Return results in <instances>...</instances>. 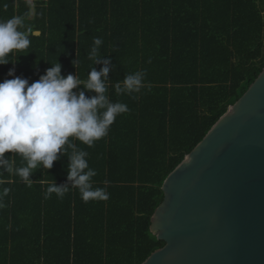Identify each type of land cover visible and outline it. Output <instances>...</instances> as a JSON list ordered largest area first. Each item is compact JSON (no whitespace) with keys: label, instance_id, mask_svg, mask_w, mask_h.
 <instances>
[{"label":"trees","instance_id":"16d2710c","mask_svg":"<svg viewBox=\"0 0 264 264\" xmlns=\"http://www.w3.org/2000/svg\"><path fill=\"white\" fill-rule=\"evenodd\" d=\"M14 16L22 31L40 34L13 55L17 63L0 65V82L13 78L11 68L35 82L55 62L62 76L86 80L109 60L107 95L130 111L93 147L75 141L106 201L85 203L71 187L45 199L52 181L70 184L71 149L51 169H35L31 186L0 168V264H140L164 244L150 222L165 177L264 67V0H0V20ZM137 71L145 87L117 95L114 85ZM73 91L96 95L83 83ZM13 157L23 166L5 153Z\"/></svg>","mask_w":264,"mask_h":264},{"label":"water","instance_id":"95a60500","mask_svg":"<svg viewBox=\"0 0 264 264\" xmlns=\"http://www.w3.org/2000/svg\"><path fill=\"white\" fill-rule=\"evenodd\" d=\"M161 188L140 264H264V67Z\"/></svg>","mask_w":264,"mask_h":264},{"label":"clouds","instance_id":"9594fccd","mask_svg":"<svg viewBox=\"0 0 264 264\" xmlns=\"http://www.w3.org/2000/svg\"><path fill=\"white\" fill-rule=\"evenodd\" d=\"M22 28L24 21L19 16L0 20V65L17 63L13 55L26 53L31 44L28 34L39 35L32 29L26 32ZM102 43L100 38H94L88 59L93 62L100 59ZM102 62L104 66L99 71L91 68L86 80L72 74L62 76L61 65L55 62L35 82L14 76V68L7 72L13 78L0 82V168L4 172L18 175L23 183L31 186L30 175L35 169L41 166L51 169L53 162L59 159L58 154L72 150L67 167L70 184L57 186L52 181L45 199L53 193L62 199L70 187L78 189L85 203L109 199L106 189L93 187L92 178L97 173L89 166L88 152L77 149L75 143L78 140L93 147L96 141L108 135L117 116L130 111L125 103L109 99L110 61ZM145 76L142 71L125 75L114 85L116 94L139 93L145 87ZM82 83L96 95L86 97L84 91H73ZM6 152L20 156L23 166L16 167L14 157L6 159ZM8 191L5 188L3 194Z\"/></svg>","mask_w":264,"mask_h":264},{"label":"built area","instance_id":"2783aa9c","mask_svg":"<svg viewBox=\"0 0 264 264\" xmlns=\"http://www.w3.org/2000/svg\"><path fill=\"white\" fill-rule=\"evenodd\" d=\"M30 1H32V0H30Z\"/></svg>","mask_w":264,"mask_h":264}]
</instances>
